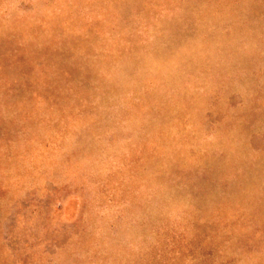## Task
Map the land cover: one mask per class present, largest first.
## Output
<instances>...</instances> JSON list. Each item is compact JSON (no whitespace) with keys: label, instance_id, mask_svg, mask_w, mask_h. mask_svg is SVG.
<instances>
[{"label":"rangeland","instance_id":"1","mask_svg":"<svg viewBox=\"0 0 264 264\" xmlns=\"http://www.w3.org/2000/svg\"><path fill=\"white\" fill-rule=\"evenodd\" d=\"M0 264H264V0H0Z\"/></svg>","mask_w":264,"mask_h":264}]
</instances>
